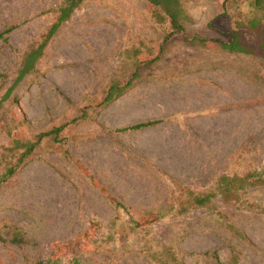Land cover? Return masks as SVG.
<instances>
[{"label": "rangeland", "instance_id": "rangeland-1", "mask_svg": "<svg viewBox=\"0 0 264 264\" xmlns=\"http://www.w3.org/2000/svg\"><path fill=\"white\" fill-rule=\"evenodd\" d=\"M249 1L179 0L171 35L148 0H84L2 100L65 0H0V174L12 139L65 127L0 183V264H264V58L220 45Z\"/></svg>", "mask_w": 264, "mask_h": 264}, {"label": "trees", "instance_id": "trees-1", "mask_svg": "<svg viewBox=\"0 0 264 264\" xmlns=\"http://www.w3.org/2000/svg\"><path fill=\"white\" fill-rule=\"evenodd\" d=\"M84 0H65L63 7L60 8L58 17L55 21L39 36L37 41L29 46L23 53L21 61L15 71V77L11 86L4 93L2 100H7L11 96L12 91L17 85H19L26 76L32 74L36 70V64L43 56V52L56 35L60 26L70 17V15L80 7ZM154 7L161 9L162 13L169 19L172 28L171 35L182 31L181 22L186 19L183 9L179 3V0H148ZM249 10L245 16L238 14L234 19V29L227 31L229 39L220 43L221 48L230 52H237L245 55H257L264 58V0H250ZM237 29H244L251 41H247L244 38L243 32ZM11 28L4 30L0 33V38L3 39L4 35L9 33ZM6 41V39H3ZM137 73L132 74L131 82ZM117 89L114 86H108L106 88V96L104 102L112 100L116 95ZM159 121L140 122L134 125L118 129L116 132L138 131L148 127L155 126ZM65 127H54L50 131L37 134L33 140H20L12 139L9 146L5 149V154L1 155V159L5 161L6 167L2 174H0V183L13 176L20 164H22L35 150V148L46 138H52L56 140ZM68 155V151L65 150ZM245 178H239L236 176L222 175L217 179L216 192L225 196L231 192L234 188L238 190L242 188V182ZM257 180L264 182V170L257 177ZM211 195L202 197L199 202L201 205L204 202H208ZM116 208H122L113 197H108ZM198 202V201H197ZM159 219V215L149 223L155 222ZM134 227H141L138 220L131 219ZM145 224V223H141ZM42 264V263H39Z\"/></svg>", "mask_w": 264, "mask_h": 264}]
</instances>
